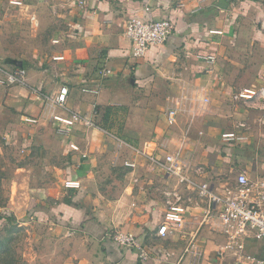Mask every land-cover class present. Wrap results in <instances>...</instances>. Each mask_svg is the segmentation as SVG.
I'll return each mask as SVG.
<instances>
[{
	"label": "crops",
	"instance_id": "obj_1",
	"mask_svg": "<svg viewBox=\"0 0 264 264\" xmlns=\"http://www.w3.org/2000/svg\"><path fill=\"white\" fill-rule=\"evenodd\" d=\"M132 17L169 20L173 33L134 59L123 34ZM209 55L212 62L198 58ZM18 71L19 81L7 84ZM0 80L5 136L56 154L66 166L59 180L80 187L76 203L46 188L52 206L13 205L69 247L63 264H229V252L217 261L215 252L234 243L247 260L264 259L261 240L231 237L220 206L198 197L203 184L219 195L234 190L240 173L264 183L259 100L235 98L264 89V0H0ZM167 156L186 166L188 182L166 174ZM106 164L126 167L110 178L125 179L124 188H104L98 169ZM163 226L171 233L158 235ZM117 231L132 233L147 258L116 245Z\"/></svg>",
	"mask_w": 264,
	"mask_h": 264
},
{
	"label": "rangeland",
	"instance_id": "obj_2",
	"mask_svg": "<svg viewBox=\"0 0 264 264\" xmlns=\"http://www.w3.org/2000/svg\"><path fill=\"white\" fill-rule=\"evenodd\" d=\"M237 101L244 104L258 101L256 109L262 114L257 116V120L259 126L264 129V100L252 95L240 97ZM6 120L4 107L0 106V264H63L67 259L64 254L69 247L63 245L62 240L54 238L46 225L37 223L36 219L28 217L27 213L15 215L13 205L30 199L33 204L44 208L52 206L53 199L47 197L43 191L46 188L60 192L61 199H67V196L64 198L63 195H68L71 198L68 200L76 203L79 201L76 191L80 187L73 183L74 181H61L65 179L66 166L62 164V160L55 157L54 152H52L54 158L49 159L50 154L47 155L48 152L41 150L40 147L36 148L37 146H32L34 144L29 142L27 144L23 142L21 145V137H17L16 142L8 139L4 134L7 131ZM115 124L120 125L121 119ZM24 146L31 149H24ZM111 155H114V150H107L106 157L109 158ZM122 167L117 169L110 164L100 166L99 173L107 179L104 188L108 190L114 188L116 190L120 186L124 188L125 179H120L122 181L120 183L125 185L110 180L115 174L125 173L126 167ZM37 189L41 191H35ZM83 200L85 199L82 198L81 201ZM4 213L11 215V218L7 219ZM22 217L25 218L23 222L19 220ZM73 234V231H67L66 236L71 237ZM228 248L229 250L225 252L217 250L215 260L223 259L229 252L228 261L226 260L229 264H250V260L243 256L240 246L234 243L232 246L228 245Z\"/></svg>",
	"mask_w": 264,
	"mask_h": 264
},
{
	"label": "built area",
	"instance_id": "obj_3",
	"mask_svg": "<svg viewBox=\"0 0 264 264\" xmlns=\"http://www.w3.org/2000/svg\"><path fill=\"white\" fill-rule=\"evenodd\" d=\"M174 30L173 22L169 20L147 21L138 17L129 18L124 25L123 34L133 45L132 57L141 59L150 47H161L165 44ZM199 59L212 62L214 57L209 55L206 57L198 56ZM22 71L7 75V84L16 83L22 75ZM106 70L101 71L102 76L108 75ZM4 84L0 80V85ZM84 92L96 93L95 90L84 89ZM250 94V95H249ZM67 95L66 88L60 89L59 95L54 99L56 105L62 106L65 103ZM261 97L264 100V89H260L257 93H239L237 97ZM258 99V98H257ZM205 102H208L205 100ZM264 107V103H263ZM176 115L175 110L168 112V122L172 124ZM57 133L60 135H68L69 130L66 127L58 126ZM240 140L244 138H239ZM226 141H232L233 138H227ZM164 171L167 175L175 176L180 183L188 182L186 174L187 168L184 164L177 161L174 157L167 156L163 164ZM175 201H180V196L172 193ZM169 196V195H168ZM198 197L200 200H206L210 209L214 206H220L219 219L223 225L224 232L230 234L231 237L241 236L252 233L253 236L264 243V183L252 185L244 173L237 176L236 187L234 190L226 188L224 195L214 193L207 184L199 187ZM172 202H167L168 207H173ZM171 231L166 227H160L158 235L165 236ZM113 242L120 248L135 250L144 260L147 258L146 252L139 245L132 233L115 232L111 235ZM250 264H264V259H252Z\"/></svg>",
	"mask_w": 264,
	"mask_h": 264
},
{
	"label": "trees",
	"instance_id": "obj_4",
	"mask_svg": "<svg viewBox=\"0 0 264 264\" xmlns=\"http://www.w3.org/2000/svg\"><path fill=\"white\" fill-rule=\"evenodd\" d=\"M4 214H5V213H4ZM5 216H6L7 219H10V218H11V215H7V214H5ZM27 216H28V217H33V218L36 219L37 221H41V219H39V217H38L37 215L33 214L32 212H28V213H27ZM24 219H25V218H24Z\"/></svg>",
	"mask_w": 264,
	"mask_h": 264
}]
</instances>
